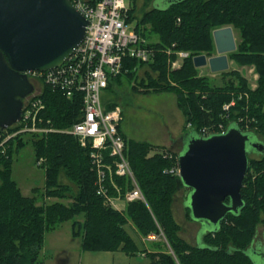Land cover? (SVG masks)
I'll return each instance as SVG.
<instances>
[{"label": "trees", "instance_id": "obj_1", "mask_svg": "<svg viewBox=\"0 0 264 264\" xmlns=\"http://www.w3.org/2000/svg\"><path fill=\"white\" fill-rule=\"evenodd\" d=\"M134 2H129L128 22L132 21ZM145 24H149V30ZM223 25L237 30L240 40L228 56L238 65H253L259 75L254 88L236 70L227 71L228 79L219 86L198 75L192 57L214 50L212 30ZM135 29L146 39L147 46L154 49L153 59L143 62L125 57L122 71L109 79L107 87L112 79L119 82L123 76L137 80V69L145 67L147 78L140 80L147 86L144 92L175 93L189 128L182 136L199 135L202 126L221 120L223 104L234 98L226 110L227 118L223 119L225 127L234 123L243 131L264 138V0H179L164 8L145 11ZM176 50H186L189 55L179 68L169 70L168 60L175 58ZM40 97L45 104L40 113L41 125L62 129L79 118V93L66 97L43 85ZM115 104L111 100L104 105ZM239 117L248 119L249 128L242 127L240 122L244 121ZM25 135L33 144L35 162L42 158L45 180L41 194L55 197L52 202L38 204L35 194L24 195L12 176L13 156L26 144ZM122 136L124 153L145 198L125 202L122 210L96 192L89 150L73 135L57 130L39 136L19 134L5 145L0 144V264H42L39 253L46 232L66 220L70 221L71 235L80 237L82 250H121L129 255L141 251L150 258V264H253L246 250L255 239L258 224L264 225V154L249 156L240 190L244 204L239 211L227 212L219 226L203 233L201 244H191L180 235L182 225L173 210L175 194L183 184L177 174L164 173L175 159L158 151L150 154L156 148L151 143ZM108 179L111 195L122 196L133 187L126 176L112 173ZM67 198L70 201L64 202ZM184 207L186 218L192 220L190 208ZM129 220L142 236L161 233L168 248L161 251H147L144 245L141 248L125 227Z\"/></svg>", "mask_w": 264, "mask_h": 264}, {"label": "water", "instance_id": "obj_2", "mask_svg": "<svg viewBox=\"0 0 264 264\" xmlns=\"http://www.w3.org/2000/svg\"><path fill=\"white\" fill-rule=\"evenodd\" d=\"M87 24L72 0H0V130L19 121L23 99L33 90L25 71L62 64L82 41ZM212 37L216 54H197L192 62L195 67L207 64L211 71L226 70L227 53L236 49L233 28L217 27ZM249 133L233 123L224 132L181 137L179 178L190 189L184 206L192 220L209 226L206 231L244 204L240 190L249 153L264 154L263 139Z\"/></svg>", "mask_w": 264, "mask_h": 264}, {"label": "built area", "instance_id": "obj_3", "mask_svg": "<svg viewBox=\"0 0 264 264\" xmlns=\"http://www.w3.org/2000/svg\"><path fill=\"white\" fill-rule=\"evenodd\" d=\"M72 1L88 20L82 41L59 66L44 71H25L34 85L33 90L24 98L20 120L3 130V135L0 134V144L19 134L39 136L57 130L46 124L41 125L43 119L40 113L45 108L40 97L43 85L60 91L66 97L79 93L80 115L66 132L73 135L81 146L88 148L90 164L96 175V192L107 203L121 210L119 200L125 203L136 199L144 201L145 198L124 153V138L119 131L121 107L118 104L106 107L102 102V91L109 79L122 71L125 57L151 61L154 49L147 46L146 39L127 21L130 7L125 0H96L95 3L89 0ZM165 51L170 53V50ZM174 54L175 58L168 60L171 69L178 68L181 60L189 55L185 50H176ZM228 107L229 104L223 105L225 111ZM210 126H202L199 135L224 132L226 128L222 123ZM163 155L175 159L165 171L178 175L177 155L171 150ZM41 161L39 157L37 164ZM112 173L129 177L133 187L122 196L111 195L107 180Z\"/></svg>", "mask_w": 264, "mask_h": 264}, {"label": "rangeland", "instance_id": "obj_4", "mask_svg": "<svg viewBox=\"0 0 264 264\" xmlns=\"http://www.w3.org/2000/svg\"><path fill=\"white\" fill-rule=\"evenodd\" d=\"M125 1L127 3L130 2V0ZM167 4V0H135L131 24L135 25L138 23L145 11L152 9L153 7L164 8ZM129 6H131L130 3ZM145 26L147 30L150 29L149 24H145ZM142 27L143 25L141 24L139 29L142 30ZM233 32L237 45L240 37L236 29H233ZM151 38L153 39L155 36ZM215 54L216 50L214 46V50L206 55L211 56ZM228 63V68L221 71H211L207 64L196 68L198 75L206 76L210 84L214 86L222 85L229 77L226 72L230 70L238 71L251 88L256 86L259 75L255 71L253 65H238L235 61L230 59L229 56ZM145 69V67L137 69V80H131L125 76H123L119 82L112 79V84L102 91V102L105 104L107 101L112 100L121 107L122 129L130 136H128L129 139L132 137L131 139L149 142L154 145L156 148L151 149L149 152L150 154L155 153V151H158V153H165L170 150L177 152L181 145L180 136L187 128V125H185L184 114L177 105V99L174 92L165 90L144 92L146 91L147 86L140 83V80L147 78V75L144 73ZM168 69L171 70L170 65H168ZM168 81H170L169 83L176 85L173 81ZM230 103H234V98L225 104L231 105ZM227 114V111L223 112L221 110L219 114L221 120L211 123V125H215L216 123H222L224 125L223 119L227 118ZM239 120L244 121L240 122L244 129L249 128L247 122L248 119L245 121L242 120V117H239ZM70 126L62 129L53 128L57 129V131L66 132ZM187 130L189 131V128H187ZM249 134L253 139L262 137L261 135L257 137V135L252 132ZM23 139L28 140L13 156L12 176L24 195L35 194L38 204L52 202L56 200L55 197H47L41 194L44 187L45 174L44 168L35 162L33 144L29 140L28 135H25ZM163 139L165 141H163L164 144L157 143L159 142L158 140L161 141ZM170 139H172L170 141L171 145H168ZM261 139L264 138L262 137ZM3 145H5V143ZM248 149L250 150L251 148ZM249 156L258 157L260 154L250 152ZM165 170L166 168L164 169V173H166ZM34 188H36L38 192L33 191ZM116 190H118L117 187ZM189 193L190 189L185 186L178 189L173 202V210L176 219L182 225L180 235L183 239L191 244H201L202 234L209 228V226L207 224L200 225L197 220L186 218L184 199L189 196ZM63 201L68 202L70 199L67 198ZM118 203L120 206L122 205V210L125 203L120 200ZM186 204H188V200H186ZM125 227L139 243L140 247L142 248L144 245L147 251H161L162 249L166 250L168 248L166 239L161 233L156 234L150 232L147 236H142L131 220L125 224ZM164 244L167 246H164ZM246 253L251 258L253 264H264V225L261 223L258 224L255 239L251 246L246 250ZM39 260L42 264H150V258L141 254V251L129 255L121 250H82L80 237H74L71 235L69 220L61 222L57 228L46 232L45 240L39 253Z\"/></svg>", "mask_w": 264, "mask_h": 264}, {"label": "crops", "instance_id": "obj_5", "mask_svg": "<svg viewBox=\"0 0 264 264\" xmlns=\"http://www.w3.org/2000/svg\"><path fill=\"white\" fill-rule=\"evenodd\" d=\"M119 129H120V132L122 133V135H124L125 137L128 138L129 135H127V134L124 132V130L122 129L121 121H120V124H119ZM129 137H130V136H129ZM181 137H182V135L180 136V141L182 140ZM131 138H132V137H131ZM171 140H172V139H170L169 142H170ZM158 141H159V142H157V143L164 144V143H163L164 139L161 140V141H160V140H158ZM164 142H165V141H164ZM168 145H171V142H170ZM181 146H182V142H181L180 148L178 149L177 152H179V150L181 149ZM143 255H144V254H143Z\"/></svg>", "mask_w": 264, "mask_h": 264}, {"label": "flooded vegetation", "instance_id": "obj_6", "mask_svg": "<svg viewBox=\"0 0 264 264\" xmlns=\"http://www.w3.org/2000/svg\"><path fill=\"white\" fill-rule=\"evenodd\" d=\"M264 141V140H263ZM201 225V224H200Z\"/></svg>", "mask_w": 264, "mask_h": 264}]
</instances>
